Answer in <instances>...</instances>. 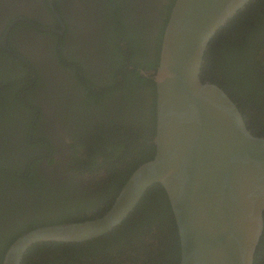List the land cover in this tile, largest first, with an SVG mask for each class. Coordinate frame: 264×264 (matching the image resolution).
<instances>
[{"label": "trees", "instance_id": "16d2710c", "mask_svg": "<svg viewBox=\"0 0 264 264\" xmlns=\"http://www.w3.org/2000/svg\"><path fill=\"white\" fill-rule=\"evenodd\" d=\"M150 2L156 6L155 0ZM120 7L121 0H107L104 5L103 14L112 26L110 32L118 33L121 27L132 41L128 49L137 54L145 46L149 56L155 51L158 58L135 63V76L127 82L113 80L101 87L87 79L81 80L90 84L87 89L84 87L85 111L103 115L104 122H89V128L96 129L91 133L92 139L77 144L86 150L85 154L77 145L69 144L73 150L69 161L75 164L76 175L65 184L52 190L43 186L36 166L41 159L27 155L32 147L27 134L20 161H11L20 164V168H11L4 160L0 163V245L4 248L3 253L0 250V264L9 247L31 230L102 217L134 171L154 159L157 94L155 80L147 74L159 66L164 29L157 24L159 34L153 39L144 35V42L131 37L121 22ZM153 13L151 10L150 16L156 17ZM138 70L145 73L139 75ZM10 78L11 72H6L0 80L7 83ZM201 79L222 88L238 105L252 133L264 137V0H252L216 33L204 57ZM105 100H108L103 104L107 110L103 114L91 108V104L101 107ZM30 126L28 122L25 130ZM112 131L116 132L115 137ZM53 163L54 159L47 162ZM73 181L77 192L74 197L71 191L64 194L57 191L64 186L70 188ZM111 193L113 197L104 199L105 194ZM78 198L81 202H77ZM70 203L71 207L75 203L76 209L82 205L89 209L76 210L79 218L69 217ZM34 257L39 260L34 264H180L181 247L169 199L160 185H154L134 212L110 233L84 243L35 244L22 264H31ZM85 258L91 260L84 261ZM254 264H264V232Z\"/></svg>", "mask_w": 264, "mask_h": 264}, {"label": "water", "instance_id": "95a60500", "mask_svg": "<svg viewBox=\"0 0 264 264\" xmlns=\"http://www.w3.org/2000/svg\"><path fill=\"white\" fill-rule=\"evenodd\" d=\"M252 0H176L164 31L156 85V154L141 165L102 217L36 228L7 250L22 264L35 244L82 243L120 226L154 185L165 191L177 224L180 264H254L264 232V137L238 105L203 82L216 33ZM0 49H8L7 40Z\"/></svg>", "mask_w": 264, "mask_h": 264}, {"label": "flooded vegetation", "instance_id": "af4514ba", "mask_svg": "<svg viewBox=\"0 0 264 264\" xmlns=\"http://www.w3.org/2000/svg\"><path fill=\"white\" fill-rule=\"evenodd\" d=\"M106 2L0 0V42L6 39L8 45V49H0V77L11 72L7 83L0 80V163L4 160L11 164L9 167L20 168V164L11 161H20L27 134L32 146L27 155L41 159L36 165L38 174L43 186L50 190L76 175L75 164L69 161L73 153L69 144L90 141L96 129L89 128V122H104L103 115L85 111L86 102L82 98L90 84L81 80L87 79L101 87L113 80L127 82L135 76V63L158 58L155 51L149 56L145 46L137 54L128 49L132 41L121 27L118 33L110 32V19L103 14ZM175 2L155 0L156 6H152L150 0H121V22L131 37L143 42L144 35L153 39L159 32L157 24L165 31ZM151 10L157 18L150 16ZM138 71L139 75L145 73ZM107 101L99 108L91 104V108L103 114L107 110L103 104ZM28 122L31 126L25 130ZM112 135L115 137L116 132L112 131ZM80 147L85 154L86 150ZM52 159L55 163L48 165ZM57 191L61 194L71 191L73 197L77 194L74 181L70 188L64 186ZM111 197L112 193L104 195L107 200ZM77 202L81 200L78 198ZM74 204L72 207L68 204L69 217L79 218L76 210L89 209L86 205L76 209ZM0 250L3 253V245ZM87 260L91 259H84ZM38 261L34 257L31 264Z\"/></svg>", "mask_w": 264, "mask_h": 264}]
</instances>
